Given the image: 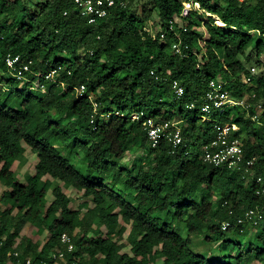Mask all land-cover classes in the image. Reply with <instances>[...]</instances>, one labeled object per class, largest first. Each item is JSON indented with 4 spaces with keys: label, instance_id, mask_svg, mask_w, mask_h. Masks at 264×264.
<instances>
[{
    "label": "trees",
    "instance_id": "1",
    "mask_svg": "<svg viewBox=\"0 0 264 264\" xmlns=\"http://www.w3.org/2000/svg\"><path fill=\"white\" fill-rule=\"evenodd\" d=\"M121 1L89 23L74 0H0V264H264V220L252 238L242 225L221 228L264 204L256 194V179L264 178V74L253 85L244 79L250 62L262 63L264 0H193L204 12L187 16L183 0ZM155 14L160 29L152 33ZM9 54L30 60L39 76H12ZM51 68H59L55 80L40 75ZM174 79L185 88L181 99ZM213 80L226 81L248 109L231 108L214 122L199 117V107L189 109ZM82 84L86 91L77 95L73 87ZM140 111L181 120L184 143L174 154L167 140L152 146L142 121L131 119ZM216 122L236 124L232 136L253 158L250 170L204 161ZM26 146L37 163L22 182L17 161ZM129 149L143 155L119 168ZM67 187L84 198L80 208L71 206ZM27 227L47 230L42 246L22 243ZM64 232L75 249L55 260ZM201 234L213 243L209 253L192 248Z\"/></svg>",
    "mask_w": 264,
    "mask_h": 264
},
{
    "label": "built area",
    "instance_id": "2",
    "mask_svg": "<svg viewBox=\"0 0 264 264\" xmlns=\"http://www.w3.org/2000/svg\"><path fill=\"white\" fill-rule=\"evenodd\" d=\"M244 1V0H240ZM126 1H121L122 6H126ZM75 7L82 18H85L89 23H95L99 19L106 17L111 10L116 6V0H74ZM183 11L182 15L187 16L193 11L204 12L198 2L193 0H183ZM209 14V13H208ZM179 18H176V23ZM174 26L171 24V29ZM187 28L185 27L184 30ZM161 38H164V33L161 34ZM175 52H181L180 43H174L172 45ZM6 65L9 73L18 79H28V73H33L31 69V61H22L19 55L9 54L6 57ZM59 68H51L47 72L40 74L48 80H55L56 74ZM151 74L158 78L156 71L151 70ZM34 75L39 76L38 73ZM259 75V71L256 66H250L248 68V74L245 76V82L248 85H253L255 78ZM64 86V83L61 82ZM38 86V85H36ZM226 81H211L207 92L202 95L198 100L191 101L187 104L189 109H195L199 107L201 114L199 117L214 122L216 117L223 115L227 110L234 107H243L248 109V105L244 98H236L232 96L228 91L225 90ZM74 90L77 95L84 94L86 91L85 85L74 86ZM171 88L177 99H181L185 93L183 84L178 80L174 79L171 82ZM93 105L96 107L97 103L94 101L92 96H89ZM228 108V109H227ZM258 109L263 110V104H258ZM123 115V114H120ZM255 121H258V114L252 117ZM132 120L142 121L148 139L152 146H158L161 140H167L171 143L172 149L170 153L174 154L180 146L184 143L182 136V125L181 120H166L157 121L150 115H145L144 112H135L131 116ZM235 123L221 124L215 123V137L204 146V161L220 167L224 166L228 169H234L237 171H248L253 163V158H246L244 156L243 147L238 137L232 136V130L235 128ZM258 187L256 194L264 195V178L262 176L256 179ZM226 203V202H225ZM231 214L232 210L229 211ZM264 220V204H257L255 206L247 208L244 213L238 216L235 220L228 219L221 225L223 230H227L234 224L242 225L247 229L255 228ZM60 243L63 250L58 251V254H53L55 260L62 258L64 252H72L75 249L73 237L64 232L60 235ZM17 255V253H16ZM26 264H31V260L27 259ZM41 264H47L42 262Z\"/></svg>",
    "mask_w": 264,
    "mask_h": 264
},
{
    "label": "rangeland",
    "instance_id": "3",
    "mask_svg": "<svg viewBox=\"0 0 264 264\" xmlns=\"http://www.w3.org/2000/svg\"><path fill=\"white\" fill-rule=\"evenodd\" d=\"M41 0H28V2H39ZM139 11H140V5L138 7ZM180 21V20H179ZM219 24V23H218ZM147 28L152 32L155 33L158 29H160L159 27V23H158V17L155 14L154 15V19L150 20L147 24ZM259 60L262 61V63L258 64L256 62V59L253 60L252 62H250L248 64V68L250 66H256L257 70L259 71V74H264V53L259 57ZM3 77V73H0V79ZM228 109V108H227ZM144 153V152H143ZM142 151L140 150H133V149H129L127 150V152L125 153V155L123 156V158L119 161L118 166L119 168H131L133 166V164L136 162L135 160H137L138 156H142ZM37 163V157L36 154H34L30 148L28 146H26V152L25 154L22 156V158L20 160L17 161V166H18V171L17 174L21 177V181L25 182L27 180V177L33 172L34 170V166ZM109 185L111 186H117V189H120V185H115L114 184V180H109L108 182ZM113 186V187H114ZM4 188L0 186V193L2 192ZM67 193L69 194V196L72 199V203L71 206L75 209L80 208V205L83 203L84 198L81 196L80 192H78L76 189L72 188V187H67ZM52 195L49 196V202L51 201V197ZM90 205H92V199H88ZM83 213L87 212V207H85L84 209H81ZM125 225V232H124V236L125 238L128 236L129 234V225H127L123 219H120V226ZM247 232V236L249 238L254 237L255 235V228H250L248 230H246ZM48 232L47 230L44 231H38L37 229H35L34 227H27L22 231L21 234V241L22 243L26 246L28 241L31 240L34 243H38L40 246L43 245V243H45L46 239L48 238ZM204 235H198L194 237V245H193V250H196L197 252L200 253H209L208 251L210 249H212L213 247V243H203L201 241V239L203 238ZM130 244L126 247V251L130 252ZM19 252H22V250L20 249ZM234 252V251H233ZM215 255H217V252H214ZM159 263L162 262V259L158 260ZM252 264H261V261L255 260Z\"/></svg>",
    "mask_w": 264,
    "mask_h": 264
},
{
    "label": "bare ground",
    "instance_id": "4",
    "mask_svg": "<svg viewBox=\"0 0 264 264\" xmlns=\"http://www.w3.org/2000/svg\"><path fill=\"white\" fill-rule=\"evenodd\" d=\"M220 24L222 25L223 23H222V22H220Z\"/></svg>",
    "mask_w": 264,
    "mask_h": 264
}]
</instances>
